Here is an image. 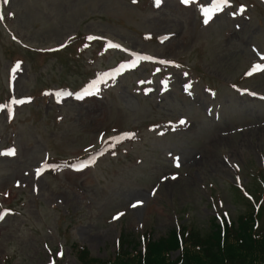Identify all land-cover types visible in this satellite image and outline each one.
Listing matches in <instances>:
<instances>
[{"label": "rangeland", "instance_id": "rangeland-1", "mask_svg": "<svg viewBox=\"0 0 264 264\" xmlns=\"http://www.w3.org/2000/svg\"><path fill=\"white\" fill-rule=\"evenodd\" d=\"M233 1L252 2L253 8L239 20L221 15L209 25L199 23L193 9L180 7L176 0L162 4L139 0L135 5L131 0L4 2L9 18L0 26V100L11 92L16 98L30 92L36 95L45 86L77 88L93 62L85 71V65H79L83 57L72 62L67 53L72 58L81 54L85 41L68 43L64 46L67 53L28 51L55 48L74 34L106 36L133 50L173 60L178 68L167 74L180 77L178 72L183 70L201 79L194 83V100L185 101L174 88L159 102L143 97L136 81L150 78L147 68L135 73L131 69L116 87L108 86L100 97L82 105L68 101L61 107L50 102L23 106L10 125L0 116V145L14 143L17 151L14 159L0 155V208L13 207L0 222V264H79L71 248L74 244L86 247L88 259L107 261L117 256L116 242L124 233L134 238L150 232L159 238L177 223L190 225L189 221L207 230L214 210L200 188L210 179L225 181L226 209L234 214L231 174L223 156L245 171L264 166V104L238 96L229 84L240 83L241 73L255 59L250 45L264 50V9L254 0ZM144 33L162 36L161 42L144 41ZM117 55L93 59L106 67L120 58ZM84 57L81 62L89 61L90 54ZM22 60L26 68L13 72L10 63ZM261 76L242 83L241 88L264 93ZM10 77L14 79L12 91ZM207 106L213 107L212 116L202 114L201 108ZM215 111L218 121H214ZM177 116L197 124L188 131L158 137L147 130L146 124ZM111 128L132 130L125 152L104 157L95 168L82 172L59 166L54 172L36 175L37 166L46 158H73L97 148L98 133ZM239 128L241 132H236ZM170 158L182 161L180 178L162 184L159 178L170 171ZM246 176L243 183L252 184ZM156 184V194L149 197L148 191ZM137 199L145 206L127 211V205ZM124 210L123 217L112 219Z\"/></svg>", "mask_w": 264, "mask_h": 264}, {"label": "trees", "instance_id": "trees-1", "mask_svg": "<svg viewBox=\"0 0 264 264\" xmlns=\"http://www.w3.org/2000/svg\"><path fill=\"white\" fill-rule=\"evenodd\" d=\"M252 226L251 216L240 217L223 235L218 227L202 237L196 233L190 245L183 244L181 255L175 260H171L169 253L180 246L170 233L164 240L152 241L144 257L136 251L124 252L114 264H264V243L252 238Z\"/></svg>", "mask_w": 264, "mask_h": 264}, {"label": "snow or ice", "instance_id": "snow-or-ice-1", "mask_svg": "<svg viewBox=\"0 0 264 264\" xmlns=\"http://www.w3.org/2000/svg\"><path fill=\"white\" fill-rule=\"evenodd\" d=\"M5 3H7V0H4ZM136 0H133V3H135ZM156 3L159 4L160 3V0H156ZM181 3L185 4V5H188L190 3V0H181ZM229 3V0H213V4L211 6V8L209 7H202L201 8V12H202V15H203V23L204 24H208L210 19H211V14L213 12H217V11H220L221 9V5L224 4V5H227ZM241 12L244 10V6L241 5L240 6V9H239ZM11 15V13H10ZM0 19H2V16H0ZM114 47H117L119 48L120 45H114ZM127 51V50H125ZM135 55V54H133ZM143 59H149V57H143ZM261 59H264V56L261 57ZM134 63V62H133ZM160 63H173L172 61H166V60H161ZM121 67H123V65H121ZM264 68V65H261V64H256L253 66V71L255 70H259V69H262ZM248 75L251 74V72L247 73ZM98 80H93L91 83H89L84 89H83V94L84 95H87L89 94V91L91 89H95L97 87V84H98ZM79 98V97H78ZM23 101H15V103H22ZM181 124L184 123L183 120L180 121ZM101 139H103V136H101ZM110 139H113L112 137H110ZM14 154V149H7L6 151L4 152H0V155H13ZM89 159L91 160L92 157H89ZM85 165L83 163H81V165L77 168V166L75 165H72V167L76 168V170H82L83 167ZM175 166L176 167H179V158H176L175 159ZM46 167H50V168H53L55 169L57 166L56 165H45V164H41L40 167H38L36 169V175L39 177L42 173V171L46 168ZM173 179H175V176L172 177ZM35 190V189H34ZM156 194V189H153L152 190V193L151 195H155ZM5 195H7V193H5ZM143 204V200H140V199H137L133 202H131L129 204V207L131 208H136L138 205H142ZM7 211V210H6ZM5 213H0V219H3ZM124 213L123 212H117L113 217L112 219L113 220H117L119 219L121 216H123ZM57 255H61V253H57Z\"/></svg>", "mask_w": 264, "mask_h": 264}]
</instances>
